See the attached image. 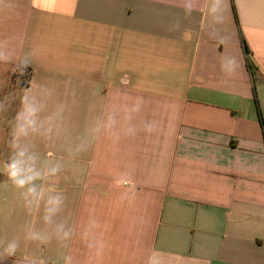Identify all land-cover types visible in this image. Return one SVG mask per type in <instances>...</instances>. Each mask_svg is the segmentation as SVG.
Here are the masks:
<instances>
[{"label": "crops", "instance_id": "0c3cea01", "mask_svg": "<svg viewBox=\"0 0 264 264\" xmlns=\"http://www.w3.org/2000/svg\"><path fill=\"white\" fill-rule=\"evenodd\" d=\"M0 64V264H264V0H0Z\"/></svg>", "mask_w": 264, "mask_h": 264}, {"label": "rangeland", "instance_id": "374dc122", "mask_svg": "<svg viewBox=\"0 0 264 264\" xmlns=\"http://www.w3.org/2000/svg\"><path fill=\"white\" fill-rule=\"evenodd\" d=\"M30 69L0 64V152H9L22 111V94L29 84Z\"/></svg>", "mask_w": 264, "mask_h": 264}, {"label": "clouds", "instance_id": "9594fccd", "mask_svg": "<svg viewBox=\"0 0 264 264\" xmlns=\"http://www.w3.org/2000/svg\"><path fill=\"white\" fill-rule=\"evenodd\" d=\"M17 156L18 158L13 160L8 168L10 169L9 175L16 180L18 186L24 187L26 184H31L40 178L41 173L35 168L34 156H30L25 151H20ZM51 171L54 173L57 169L52 168ZM30 190H34V188Z\"/></svg>", "mask_w": 264, "mask_h": 264}]
</instances>
